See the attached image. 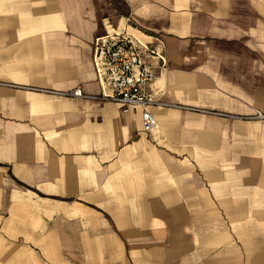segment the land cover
<instances>
[{
  "label": "crops",
  "instance_id": "0c3cea01",
  "mask_svg": "<svg viewBox=\"0 0 264 264\" xmlns=\"http://www.w3.org/2000/svg\"><path fill=\"white\" fill-rule=\"evenodd\" d=\"M107 1L0 0V264H264V0H123L147 131L100 97Z\"/></svg>",
  "mask_w": 264,
  "mask_h": 264
},
{
  "label": "built area",
  "instance_id": "2783aa9c",
  "mask_svg": "<svg viewBox=\"0 0 264 264\" xmlns=\"http://www.w3.org/2000/svg\"><path fill=\"white\" fill-rule=\"evenodd\" d=\"M104 31L93 40V62L105 90L100 97L118 102L123 110L141 107V127L150 130L156 123L149 106L155 102L147 91L154 76L150 58L164 61L165 42L159 33L136 23L128 14L116 26L106 17ZM65 95L84 96L79 86L62 91ZM258 116L264 113L258 111Z\"/></svg>",
  "mask_w": 264,
  "mask_h": 264
},
{
  "label": "rangeland",
  "instance_id": "374dc122",
  "mask_svg": "<svg viewBox=\"0 0 264 264\" xmlns=\"http://www.w3.org/2000/svg\"><path fill=\"white\" fill-rule=\"evenodd\" d=\"M105 1H107V0H105ZM107 4H108V5H106V9L107 10L104 11L105 12L104 16L105 15L108 16L109 17V20L115 26L118 23L120 24L122 22V18L125 17V16H127L129 14L127 5H126V9H125V4H124V1L123 0H108L107 1ZM108 6H109V8H112V9L107 8ZM255 115L258 116V112ZM232 138H233V136H228V139H232ZM218 209H220L218 205L217 206H212V212H211V214L218 213ZM220 213L223 214V215H225L224 212H222V210L220 211ZM227 225L229 227V225H230L229 222L227 223Z\"/></svg>",
  "mask_w": 264,
  "mask_h": 264
}]
</instances>
